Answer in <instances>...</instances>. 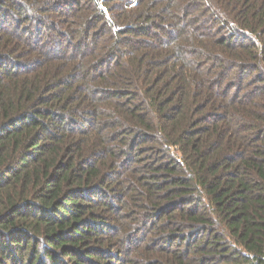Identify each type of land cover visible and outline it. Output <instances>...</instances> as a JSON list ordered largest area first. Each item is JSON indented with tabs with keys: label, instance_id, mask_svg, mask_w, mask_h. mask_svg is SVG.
<instances>
[{
	"label": "trees",
	"instance_id": "16d2710c",
	"mask_svg": "<svg viewBox=\"0 0 264 264\" xmlns=\"http://www.w3.org/2000/svg\"><path fill=\"white\" fill-rule=\"evenodd\" d=\"M0 264H264V0H0Z\"/></svg>",
	"mask_w": 264,
	"mask_h": 264
}]
</instances>
